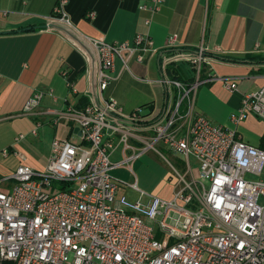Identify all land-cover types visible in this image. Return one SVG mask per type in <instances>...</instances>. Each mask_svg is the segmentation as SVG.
<instances>
[{
	"label": "built area",
	"instance_id": "1",
	"mask_svg": "<svg viewBox=\"0 0 264 264\" xmlns=\"http://www.w3.org/2000/svg\"><path fill=\"white\" fill-rule=\"evenodd\" d=\"M164 1L152 0L151 10ZM65 2L58 0L47 23L77 33L64 17ZM77 34L87 51L66 38L84 56L89 103L47 109L53 126L69 125L68 136L52 140L43 170L21 164L0 179L12 182L7 191L0 190V264H264V150L195 107L202 84L219 80L229 92L236 90L235 81L211 73L220 58L202 46H179L176 35L157 47L141 34L132 43ZM147 58L157 61L155 81L165 98L161 110L144 105L126 111L104 97L116 61L128 69L131 59ZM181 64L191 72L182 80L172 74ZM64 78L72 90L71 74ZM44 95L35 91L23 112L32 113ZM249 115L264 120V86L242 97L230 121L236 127ZM41 126L36 122L31 134ZM157 145L181 156L187 171L190 159L196 161L198 180L182 176L181 188L169 199L140 192L146 200L131 202L119 195L123 182L111 171L148 150L159 153ZM116 150L123 158L112 163Z\"/></svg>",
	"mask_w": 264,
	"mask_h": 264
},
{
	"label": "crops",
	"instance_id": "2",
	"mask_svg": "<svg viewBox=\"0 0 264 264\" xmlns=\"http://www.w3.org/2000/svg\"><path fill=\"white\" fill-rule=\"evenodd\" d=\"M57 2L0 0V179L9 177L21 164L36 170L45 168L51 145L46 150L48 154L36 150L33 156L30 149L36 148L24 146L22 140L26 133L33 136L32 124L36 122L53 128L52 140L58 138V130H70L65 122L53 126L45 114L47 109H80L89 103L84 94L87 77L83 54L65 34L44 29ZM151 5L152 0H66L63 11L73 29L90 39L132 43L141 34L161 47L176 35L178 45L183 48H206L222 61L212 65L211 73L235 81L237 87L229 92L219 80L200 85L196 109L214 123L235 129L244 143L264 150V120L249 115L236 127L230 121L242 97L264 86V0H165L157 11H152ZM181 66H186L184 71L191 76L185 64L174 69ZM151 70L154 77L150 76ZM65 74H71L72 90L66 85ZM156 75L155 58L142 63L131 59L128 69H122L116 61L103 95L115 99L126 111L144 105L159 111L165 98L162 87L155 81ZM35 91H43L45 95L40 105L26 114L23 106ZM20 135L23 138L16 140ZM4 149L9 150L7 156L1 154ZM116 151L121 155L120 150ZM119 167L123 166L114 170ZM113 177L125 184L123 179ZM1 185L9 189L12 182ZM133 185L137 189L136 183L129 188ZM120 190L118 194L125 196Z\"/></svg>",
	"mask_w": 264,
	"mask_h": 264
},
{
	"label": "rangeland",
	"instance_id": "3",
	"mask_svg": "<svg viewBox=\"0 0 264 264\" xmlns=\"http://www.w3.org/2000/svg\"><path fill=\"white\" fill-rule=\"evenodd\" d=\"M129 67L131 71L135 72L130 64ZM150 76H155L152 70ZM158 77L159 76L156 75V79H158ZM32 127H34V124H32ZM68 133V128H65L64 131L58 130L57 137L58 139H65ZM53 136V128L46 124L37 130L36 137L26 133V138L22 140V144L24 146L27 145L36 148L30 149V153L33 156H36V150L48 154L47 151L50 148ZM156 149L160 154L152 149L148 150L128 166L121 165L123 167L111 171L112 176L114 175L125 181V184H119V189L121 188L120 191L123 192L131 202L140 200V191L145 197L156 196L161 199H169L175 191L181 188L180 180L182 176H184L186 181H190L191 179L198 180L199 178V167L196 161L190 159V171H187L186 162L181 156L170 152L161 145H157ZM122 158L119 152L116 151L113 155L112 162H118L122 160ZM248 178L258 179V177L251 176ZM132 183H136L137 189L129 188ZM7 188L8 187H5V185L0 186V190L3 191H7ZM141 201L144 202L145 198H142Z\"/></svg>",
	"mask_w": 264,
	"mask_h": 264
},
{
	"label": "water",
	"instance_id": "4",
	"mask_svg": "<svg viewBox=\"0 0 264 264\" xmlns=\"http://www.w3.org/2000/svg\"><path fill=\"white\" fill-rule=\"evenodd\" d=\"M44 29H52L65 34L71 41H74L85 51H87L86 47L80 42V40L73 33H71V31H69L66 27H63L62 25L56 23H46V25H44ZM74 132H78V128H75Z\"/></svg>",
	"mask_w": 264,
	"mask_h": 264
},
{
	"label": "trees",
	"instance_id": "5",
	"mask_svg": "<svg viewBox=\"0 0 264 264\" xmlns=\"http://www.w3.org/2000/svg\"><path fill=\"white\" fill-rule=\"evenodd\" d=\"M186 66H184V67H180V68H178L177 70L176 69H174L173 70V76L175 77V78H178V79H180V80H182V79H184L185 77H186V75L188 76V74L184 71V68H185ZM186 69V68H185ZM188 71H190L189 69H187ZM187 80H191V78H189V79H187Z\"/></svg>",
	"mask_w": 264,
	"mask_h": 264
},
{
	"label": "bare ground",
	"instance_id": "6",
	"mask_svg": "<svg viewBox=\"0 0 264 264\" xmlns=\"http://www.w3.org/2000/svg\"><path fill=\"white\" fill-rule=\"evenodd\" d=\"M74 34V33H73ZM75 35V34H74ZM77 37V36H76ZM79 39V38H78ZM81 40V39H80ZM83 42V40H81Z\"/></svg>",
	"mask_w": 264,
	"mask_h": 264
}]
</instances>
